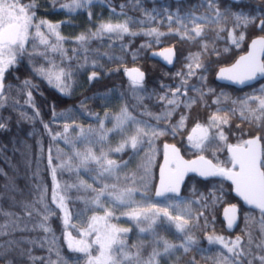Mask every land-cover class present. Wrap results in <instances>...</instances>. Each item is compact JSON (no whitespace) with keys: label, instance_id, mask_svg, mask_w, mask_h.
I'll return each instance as SVG.
<instances>
[{"label":"trees","instance_id":"16d2710c","mask_svg":"<svg viewBox=\"0 0 264 264\" xmlns=\"http://www.w3.org/2000/svg\"><path fill=\"white\" fill-rule=\"evenodd\" d=\"M195 1L197 0L182 5L174 0H92L89 6L71 12L62 8V5L71 4L72 0H35V15L38 20L58 25L56 32L63 39L57 41L56 35L50 33L46 25L42 26L40 31L51 39L50 43L39 46L34 41L37 49H32L29 45L24 55L18 58L15 68L5 76L9 106L0 109V117L4 118L3 122L6 124L4 129H0V244L29 235L38 244L44 241L45 245H50L52 238L56 237L59 245L53 247L54 252L62 254L74 264H85L84 257L78 254L74 256L68 250V232H73L76 236L80 230L87 228L92 217L104 216L105 210H108L114 215L113 223L118 220L120 226H126L130 230L128 246L131 254L135 255L131 257L134 261L149 260L151 264H160V260L161 264H164L163 261L167 264H235L227 249L217 242H209V236L239 237L241 247L246 251L251 250L256 256L264 254V250L256 248V245L264 243V229L259 212L242 207L241 223L237 231L228 233L225 230L221 218L223 208L232 204L241 206L228 182L203 181L192 176L187 179L182 197L168 196L159 202L153 196L163 143L177 144L188 158L196 156V153H191V148H187L186 137L196 123H206L207 117L214 110L219 113L231 112V144L237 143L238 137L242 140L256 134L264 137V131L257 130L255 117L252 125L248 119L240 120V112L246 111L240 101L242 92L228 89V95L217 102H214L211 94L214 89H218L215 87L218 68L231 65L238 58L232 51V55L220 57L218 63H213L214 55L209 54L212 49H216L213 35L221 32V29H226L225 32L231 28L238 29L239 21L227 12H224L223 18L214 22L207 16L194 21L189 14L195 10ZM209 3L210 0H198L199 13H212ZM223 6L224 3L222 10ZM109 22H127L129 31L121 34L101 33L99 26ZM197 25L202 29L201 37L195 40L181 38L186 31L191 35V30ZM153 29L163 34L159 36V43L155 42V34L146 35ZM81 35L86 37L83 42L78 39ZM204 44L208 46V50L199 60L203 69L197 70L195 75L188 78L186 95L177 94L179 107L173 110L174 106L167 104V99H172V93L181 83V77L177 73L187 70L188 63L184 58L201 52ZM50 45H55L56 51ZM166 47H174L178 52V62L172 70L149 59L151 51ZM81 67L84 70L79 69ZM40 68L52 70L53 73L63 69L66 74H70L66 75L65 82L68 85L71 83V92H61L50 84L47 78L38 74L37 70ZM129 68H142L147 73V81L135 91L125 77V71ZM93 73L96 74L94 77ZM201 76L204 77L203 80L200 79ZM25 80L30 81L33 87L25 89ZM28 91L32 93L31 104L26 103ZM110 92L116 94V99L113 94L109 97ZM13 100L18 101L16 107L11 106ZM248 104L255 113L260 112L255 104ZM225 106L230 109L226 110ZM124 109L144 127L150 126L167 132L158 138L153 137L151 140H155V144L148 146L147 150L145 147L149 145V138H144L141 147H137L141 156L133 154L134 151L127 145L122 151H115L135 134V129L129 123L120 131L113 129L102 132L100 129L102 117L105 121L109 116L120 115ZM88 112L97 114L101 119L88 118ZM168 112L171 115L165 117ZM21 113L31 119L23 118ZM182 115L187 117L185 127L173 136L171 129ZM262 116L264 123V113ZM45 125L48 126L47 129ZM79 125L86 127L82 134L78 133ZM65 129L68 135L65 133L62 137ZM53 134L59 135L53 139ZM69 138L71 148L74 147L80 155H70L71 148L68 150L65 146V139ZM58 148L62 151L55 153L54 150ZM151 148L154 150L150 152ZM89 152L100 162L93 159L82 162L83 156ZM223 153L224 156L228 154L226 149ZM50 155L53 167L63 163H70L72 168L77 167V170L70 172L68 168H58V183L66 188L69 198L77 197L78 192L81 194L79 198L86 200L83 206L88 210L80 215L76 214L75 209L82 205L76 200L74 202L73 198L70 199L74 220L69 226H65L61 210L52 201L55 182L58 180L54 182L52 178ZM151 155H155L156 159L147 167L145 157ZM203 155L211 157L212 154L205 152ZM72 156L73 160H70ZM104 157L115 161L118 167L111 172H104L101 166L103 164L107 167ZM73 179L77 180L76 185L72 183ZM79 180L83 184L82 193L80 189L76 191ZM129 191L132 193L131 201L135 204L155 203L167 206L169 201L181 202L183 210L169 208V212L173 216L183 215L188 220L184 231L176 228L175 221L163 218L156 219L155 223L146 221L151 226V230L147 232L141 231L138 224L131 226L130 219L126 217L127 222H123L122 216L129 212V206L121 204L115 197L121 193L128 195ZM100 192L103 195L99 197V204L94 203ZM41 193H44L47 200L45 203L52 209L46 227L55 226V232L37 228V222H42L46 214L43 205L38 204ZM31 199L37 202L32 205ZM39 209L41 210L37 211ZM21 220L24 222L22 228L18 225ZM148 235L150 242L147 245L144 239L147 240ZM166 244L172 246L167 251ZM25 249L29 253H36L38 247L31 243ZM53 250L48 252L52 254ZM147 250L149 251L146 252ZM158 251L162 254L157 256ZM10 255L0 251V264H19ZM225 257L229 259L225 260ZM249 259L252 257H240L239 264H247ZM51 263L52 261L43 262ZM35 264H40V261H35ZM56 264L62 262L59 263L58 260ZM253 264H258V261H253Z\"/></svg>","mask_w":264,"mask_h":264},{"label":"snow or ice","instance_id":"6c2138e0","mask_svg":"<svg viewBox=\"0 0 264 264\" xmlns=\"http://www.w3.org/2000/svg\"><path fill=\"white\" fill-rule=\"evenodd\" d=\"M92 0H72L71 4H63L62 8H66L69 11H75L79 8H85L91 4ZM215 0H210V8L216 12V16L220 17L222 14L216 10L213 5ZM36 3L35 0H0V109H4L9 106L8 93L5 90V76L10 74V70H13L18 63V58L22 57L26 52V45L29 42L30 36L34 30L35 37L40 38V43L47 45L49 42L44 38V33L40 31L41 27L46 25L50 33L56 35L57 41L63 39L56 32L58 25H52L47 21L38 20L35 15ZM236 19L239 21L244 20L247 24L248 18L243 17L241 14H237ZM259 29L264 32V19L259 21ZM101 33H127L129 31L127 22L124 23H103L99 26ZM226 29H221L225 31ZM155 34L157 37L156 43H159V36L162 33L156 32L153 29L151 32L146 33V35ZM134 35V33H133ZM202 29L197 25L191 30V35L186 34L181 37L182 39L195 40L201 37ZM232 44L239 47L240 41H243L245 37L240 35L237 37L234 31L230 34ZM81 42L86 40L84 35L78 38ZM53 51H56L55 45H50ZM202 51L199 53L190 54L188 57L189 63L186 65V71L182 73H177V76L181 77V83L177 85L175 92L172 93V99H167V104L179 107V95H186V84L188 78L196 74V71L203 68V65L199 62L200 57L207 52L208 46L206 44L201 46ZM154 55L161 57L168 64L173 62V56L175 55L173 48H166L159 53H154ZM38 74L47 78L50 84L54 83V86L59 88L60 91H66L68 84L65 82L66 74L63 69L59 72L53 73L51 70H45L40 68L37 70ZM126 73L130 78L131 86L135 91L137 88L142 87V82L144 79V73L138 68L126 69ZM257 74L264 76V35L259 36L251 41V51L247 55L241 56L231 67L221 68L219 71L220 78H225L230 81H234L238 84H244L246 81L254 80ZM96 74L93 73V77ZM201 80L204 79L203 76L200 77ZM23 87L29 88L33 87L31 82L25 80L23 82ZM183 90V91H182ZM211 91V90H209ZM264 92V90H262ZM27 101L26 103H32V93L28 91L26 93ZM203 95V94H202ZM251 99L258 106V110L264 113V96L261 97H250L246 98L242 103V108L248 111H252L249 107L248 101ZM194 102V101H193ZM18 101L13 100L12 107H16ZM190 106L186 105V107ZM219 111V109H218ZM171 115L170 112L165 113V117ZM21 116L25 119H31L25 113H21ZM161 117H157L160 119ZM187 117L181 116L180 121L172 127L171 133L175 136L176 132L185 127V121ZM116 127L123 128L125 124L131 121L133 124H139V121H135L131 118L127 109L122 110L120 116L115 117ZM4 118L0 117V129H4L6 124ZM227 118L220 117L217 114H212L207 118L206 125L201 123H196L195 127L192 129V134L187 136L188 145L197 150L200 153L211 152L213 157H215V151L227 150L230 153V158L228 164L230 166H221L219 163H213L212 159H208L205 155L200 154L197 159L186 160L181 154L180 148L175 144H164L163 146V165L160 168V178L159 187L155 190L156 197H163L168 193L179 194L180 186L184 181L185 176L189 172L198 173L202 177L210 176H220L227 180H230L234 185V190L236 194L241 197L246 204L252 205L260 210L261 214V226L264 229V137L255 136L250 139L242 140L237 138L238 142L235 144L226 143L228 137L224 132V125H227ZM47 129L48 126L45 125ZM101 128L103 125L101 124ZM67 131V129H65ZM167 132L163 129L157 130L149 126V130L145 131L144 128L137 127L135 129V134L130 136L119 148L115 151H122L127 145L132 149H136L138 144L144 143V138L146 137H156L165 135ZM59 134H53V139H56ZM154 141H149L153 143ZM225 142V143H221ZM77 155H80L79 153ZM88 159L100 161L91 153L83 156L82 162H86ZM104 163L107 167L102 168L104 172H111L115 167V161L108 160L106 157L103 158ZM52 158L49 156V163L51 164ZM52 178L55 182L56 180V168H52ZM58 187V185H57ZM107 186H105L106 188ZM103 195V192L97 193L95 203L99 204V197ZM131 191L128 192L127 199H125L124 193L117 195L115 197L121 204H126L129 206V212L125 215H129L132 219L139 220L143 218L144 220L155 223L156 219L163 218L169 221H175L176 228L179 231H184L185 225L188 220L184 219L183 215L173 216L169 212V208L177 210L179 205H167L158 206L155 203H143L135 204L131 201ZM59 203L57 207L61 208L65 212L64 224L69 226L68 210L64 205V198L58 196L55 192L52 196L53 203ZM39 203L43 205L44 213L42 222L39 227L44 231H49L46 227V222L49 215L52 213V209L49 208L48 204L45 203L44 193H41ZM101 207H103L101 205ZM236 206L232 205L229 209L225 210V218L227 219V227L232 228L235 222L236 216ZM231 213V215H230ZM31 214V213H29ZM112 212L105 210V215L103 217H92L91 222L88 224L87 228L79 234L85 239L75 240L70 242L69 247H73V243L76 247L73 248L75 251L89 253L93 244L98 246L99 256L93 257L89 260V264H116L113 259L111 252L113 245H119L120 247L117 251L121 250L123 247V241L117 239V234L120 232H127V229H118L115 225L108 223V220L112 218ZM202 215V213H201ZM207 224V218H205ZM72 227H75L72 225ZM79 231V230H78ZM144 231V229H141ZM94 239L91 243L88 242L86 238L93 237ZM71 241V234H68ZM189 243H191V237L188 238ZM209 242H217L223 245L227 249V252L231 254V260L235 264H239V258L244 256H251L252 259L247 260V264H253V261H258V264H264V254L253 255L251 250L246 251L241 247V239L239 237L234 241L225 242V238L222 236H209ZM251 238H249V244H251ZM231 245V246H229ZM171 245L165 247V251ZM257 249L264 250V243L256 245ZM155 255V254H154ZM126 258V257H125ZM35 259V258H33ZM228 260L229 257H225ZM40 264H43V258H40ZM148 264H151L149 261Z\"/></svg>","mask_w":264,"mask_h":264},{"label":"rangeland","instance_id":"374dc122","mask_svg":"<svg viewBox=\"0 0 264 264\" xmlns=\"http://www.w3.org/2000/svg\"><path fill=\"white\" fill-rule=\"evenodd\" d=\"M71 12H74V11H71ZM208 17V16H207ZM234 30H237V28L235 29V28H231V30H230V32H233ZM235 32V31H234ZM44 38H46L47 40H48V42L50 43V40L51 39H49L48 38V36H46V35H44ZM34 41H36V42H34ZM33 43H36V45H39V46H45V44H41L40 43V38L39 37H35V32H34V30H33V32H32V34H31V36H30V39H29V42H28V44L25 46L26 47V50H27V47L30 45L31 46V48L32 49H37V48H35L34 47V44ZM38 51V50H37ZM38 53H39V51H38ZM79 69H81V70H84V67H81V68H79ZM52 71V70H51ZM53 72V71H52ZM54 83L55 82H53L52 83V85H54ZM71 87H72V85H71V83H69V85H68V88H67V90H69L70 92H71ZM59 89V88H58ZM60 90V89H59ZM62 92V91H61ZM63 92H65V91H63ZM114 96H113V95ZM113 96L114 97V99H116V94L115 93H113V92H110V95H109V97L110 96ZM258 107V106H257ZM89 114L87 115V117L88 118H92V119H96V120H99V116L97 115V114H93V113H91V112H88ZM131 118H133L135 121H139V120H136V118L132 115V114H128ZM117 116H120L119 114H115V115H112V116H109L108 118H106L105 119V121H103L104 120V117H102V119H101V121H100V125L102 124L103 125V128H100L101 129V131L102 132H104V131H106V130H113V129H115V130H118V131H120L121 129H123V128H117L116 127V120H115V117H117ZM140 122V121H139ZM129 123V125H131L132 127H133V129H136L137 127H140V128H144L145 129V131H148L149 130V127L147 128V127H144L143 125H142V123H139V124H133L131 121H129L128 122ZM113 125H114V128H112L113 127ZM125 125H127V124H125ZM79 128H80V130H79V132L78 133H80V134H82L83 133V131L85 130V128L86 127H84L83 125H79ZM116 133H117V131H115ZM65 133L68 135V133L65 131L64 133H62L61 135H62V137L65 135ZM147 138H149L147 141L149 142L153 137H151V136H149V137H147ZM66 141H67V143L65 144V146L67 147V149L69 150V148H71V144H70V138H69V140L68 139H65ZM151 141H154L153 143H149V145H147L145 148H146V150H147V148H148V146H150V145H153V144H155V140H151ZM138 148L139 147H141V144H138V146H137ZM138 148H136V149H132L133 151H134V153L133 154H135L136 156H141V155H139V153H138ZM187 148H191L189 145L187 146ZM157 149V148H156ZM192 149V148H191ZM152 150H154V148H151V150H149L150 152L152 151ZM60 151H62L60 148H58V149H55L54 150V152L56 153V152H58V153H60ZM148 151V152H149ZM145 153V152H144ZM157 153H158V151H157ZM191 153H196L197 155L196 156H198V155H200V154H204V153H200V152H198L197 150H195V149H192V151H191ZM206 153H208V152H206ZM209 153H211V152H209ZM78 154V151L77 150H75L74 149V147H72L71 148V150H70V155H73V156H75V155H77ZM217 154V155H216ZM215 154V157L216 156H218V155H221V154H218V153H216ZM73 156H72V158L70 157V160H73ZM196 156H193V157H191V158H194V157H196ZM154 158H155V155L154 156H152L151 155V157H145V164H146V166L148 167L149 166V164H152L153 163V160H154ZM156 159V158H155ZM68 162V161H67ZM70 166V167H69ZM145 166V167H146ZM74 167V166H73ZM52 168H56V171L58 170V168H68L69 169V172L71 171V170H73V171H75V170H77L76 168H72L71 167V165H70V163L68 164V163H63V164H59V165H57V167L55 166V167H53V164L51 163V169ZM72 168V169H71ZM56 179L58 180H55V181H57V182H55L56 184H55V187H54V191H53V193L55 192L58 196H62L63 198H64V200H63V202H64V205L66 206V208H67V210H68V219H69V225L71 224V223H73V220H74V212L72 211V209H71V207H70V204H69V201H70V199L71 198H73L74 199V202H75V200H76V202H79L81 205H82V207L80 206L79 208H76L75 209V211H76V214H84V213H86L87 212V210H88V208H86V207H84L83 206V203L86 201L84 198H79V196H81V194L79 195V193L78 192H76V196L77 197H71V198H69V196H68V193H67V191H66V188H63V187H61V184L60 183H58L59 182V179H58V176L56 175ZM74 185H76L77 184V180L76 179H73V182H72ZM57 185H58V187H57ZM77 189H80L81 190V193H82V191H83V184H82V181L81 180H79L78 181V185H77V188H76V191H77ZM69 195H70V193H69ZM125 195V194H124ZM125 199H127V195H125ZM45 201H47L46 200V198H45ZM31 202H32V205H34L36 202H37V200H34V199H31ZM59 203V201L57 200V202L55 203V205H56V207H57V204ZM93 203V202H92ZM91 203V204H92ZM95 203V202H94ZM38 204L39 205H41L40 203H39V201H38ZM168 205H179V208L177 209V210H183L184 209V207L181 205V202H176V201H169L168 202ZM38 207L36 206V209H37ZM59 210H61V213H62V218H63V220H64V218H65V212H64V210L63 209H61V208H59V207H57ZM173 209V208H172ZM41 209H39V210H37V211H40ZM96 217H99V216H97V215H95ZM100 217H103V215H101ZM113 217H114V215H112V218H110L109 220H108V223L109 224H111V225H115L118 229H127L128 231L127 232H120V233H118L117 234V239L118 240H122L124 243H123V247H122V249L121 250H119V251H117V249L120 247L119 245H113V248H112V252H111V255H112V257H113V259L116 261V264H148V262H149V260H138V261H134V260H132V258L131 257H133V256H135V255H133V254H131V251L129 250V246H128V236L130 235V230L126 227V226H120V224H119V221L117 220V222H115V223H113V221H112V219H113ZM125 217L127 218V219H130L129 221H130V224H131V226H136L137 224L139 225V227H140V229H144V231L143 232H147V231H149V230H151V226H149V225H147V223H146V221L147 220H144L143 218H141V219H139V220H135V219H132L129 215H123L122 216V218H123V222H127L126 221V219H125ZM24 222L21 220V221H19L18 222V225L20 226V228H22V224H23ZM41 223V221H39V222H37V228L38 229H41L40 227H39V224ZM146 225V226H145ZM48 229L49 230H54V232H55V226H53L52 225V228L50 227H48ZM0 230H1V228H0ZM84 231V229H82V230H80V232H83ZM48 232V231H47ZM71 234V241H70V237H69V235H68V238H67V248H68V250L69 251H71V253H73V255L74 256H77V254L78 255H80V256H82V257H84V263L85 264H89V260L91 259V258H93V257H97V256H99V251H98V246H96V245H94L93 244V246H92V248L90 249V252L89 253H85V252H79V251H75V250H73V248L74 247H76V245L73 243V247H69V244H70V242H72V241H75V240H80V239H85L84 237H82L80 234H77L78 232H76V236H75V234H73V232L71 233L70 231L68 232V234ZM94 236H95V234H93V237H89V238H86L87 240H88V242L89 243H91L92 242V240L94 239ZM225 238V242H228V241H234V240H236V238H228V237H224ZM150 239H149V235H148V238H147V240L146 239H144V243L145 244H147L148 245V243L150 242L149 241ZM31 243H35L36 245H37V247H38V250H37V252L36 253H29V251H27L26 249H25V247L28 245V244H31ZM219 245H221L222 247H223V245L222 244H220V243H218ZM57 245H59V241H58V239L56 238V237H53L52 238V240H51V243H50V245H45V242L43 241V242H40L39 244L38 243H36L35 241H34V239H32V238H30L29 237V235H23V236H21L20 238H15V239H11V240H8V241H6V242H3V243H1L0 244V251L3 253V254H11L10 256H13V258L17 261V262H19V264H35V261H40V258H43V262H47V261H49V262H51L52 261V263L51 264H56L57 263V261L59 260V263H61L62 262V264H74V262L73 261H70L68 258H65V257H63L62 256V254H57L56 252H54V250H53V247L55 248ZM61 245H62V243H61ZM62 246H64V245H62ZM62 246H60L59 247V249H61L62 248ZM229 246H231V245H229ZM224 248V247H223ZM50 249H52L53 250V252L54 253H49L48 252V250H50ZM226 249V248H225ZM149 250H147L146 252H148ZM48 252V253H47ZM160 254H162V252L161 251H158L157 252V256L158 255H160ZM67 257V256H66ZM126 257V258H125ZM33 258H35V259H33ZM131 258V259H130ZM162 263H164V264H167L166 262H162ZM154 264H159V262H155ZM160 264H161V260H160Z\"/></svg>","mask_w":264,"mask_h":264},{"label":"flooded vegetation","instance_id":"af4514ba","mask_svg":"<svg viewBox=\"0 0 264 264\" xmlns=\"http://www.w3.org/2000/svg\"><path fill=\"white\" fill-rule=\"evenodd\" d=\"M174 1L177 4L184 5L185 3H188V2L193 1V0H180V1L174 0ZM219 1L220 0H215V3L213 5V7L216 10H218L219 13L222 14L220 17L216 16V12L215 11H213L210 14H206V13H202L201 14V13H199V11H198V0L193 2L194 4L197 3L195 5V10L191 11L190 14L189 13L188 14H189V16H192V19L194 21H199L203 17L208 16L214 22V21H217V20L223 18L224 17V12H227L235 20H237L236 19L237 14H241L243 17H247L249 22L247 24H245L243 19L239 20L240 27L237 30H234L235 31L234 33H235V35H237V37L240 36V35H243L245 37V39L243 41H240L239 47H237L236 45L232 44V42H231L230 34L233 33V32H230V31H228V32L223 31L222 32L221 31V32H219V33L217 32V33H215L213 35L214 36V43H215L214 45H216V49H212V51L209 53V54L214 55L213 60H212L213 63H218V60L220 59V57L230 56V55L233 54V52L236 53V55H238V58L241 57L242 55L246 54L249 51V46H250L251 41L253 39L258 38L261 35H264V32H261L260 29H259V21H260V19H264V0H224L222 2V3L225 4V6H223L224 10H222V3H220ZM166 48H168V47H166ZM151 52H153V51H151ZM150 53H149V55H150ZM176 53H177V62H178V57L179 56H178L177 50H176ZM236 60L234 61V63L236 62ZM184 61L186 63H189L188 58H184ZM199 62L201 63V61H199ZM234 63H232L231 65H233ZM231 65L220 66L218 68L216 74H215V83H216L215 87L218 88V89H214L211 92L214 102L220 101L222 99V97L227 96L228 94L226 93L227 92L226 90H228V89H231V90L234 89L235 91L242 92L243 95H242L241 100H240L241 102H243L246 98L263 96L264 92H262V90H264V80L254 84L253 86L246 87V88H243V89H237L236 87L223 85V84H220L219 82H217L216 76H217V73L220 71V69L221 68H225V67H229ZM162 66H164V65H162ZM164 67L167 68L166 66H164ZM175 67H176V65L174 66V68ZM174 68H172V69H174ZM138 69H141L143 72H145L142 68H138ZM167 69H169V68H167ZM172 69H169V70H172ZM145 74L147 76L146 72H145ZM216 90L218 91L217 93H216ZM228 99H230V93H229V98ZM248 103L255 104L251 99H249ZM255 105L257 106V104H255ZM225 109L229 110L230 108L225 106ZM216 111L217 110H214V112L211 113L210 115L217 114L218 116L227 118V120H228L227 125H224V132H225V135L228 137L226 143L231 144L230 143V140H231V127H232V124H233L232 123L233 122L232 121L233 118L231 116V112L219 113V112H216ZM245 116H247V118H245ZM254 117L256 119V123L255 124L257 126V130L259 132L264 131V128H263L264 127L263 116H262L261 112H259V113L256 112L255 113L253 109H252L251 112L248 111V110L240 112V120L248 119L247 121H249L251 125H252V123H254L253 122ZM202 124L206 125V123H202ZM191 134H192V130H191L189 135H191ZM255 136H261V135L260 134H256V135H254L252 137H255ZM252 137H250V138H252ZM250 138H248V139H250ZM186 143H188L187 137H186ZM221 143H225V142H221ZM171 144H174V143H171ZM178 147L180 148V146H178ZM162 151H163V148H162ZM224 151L225 150L215 151V154L218 153V154H221V155H218L216 157H213V155H211V157H207V158L208 159H212L213 163H219L221 166H230L228 164V161H229V158H230V153H228V154H226L224 156L223 155ZM188 159H190V158H188ZM209 180L217 181V182H220V183L227 182L226 180H223V179L210 178ZM233 191H234V186L232 185V192Z\"/></svg>","mask_w":264,"mask_h":264},{"label":"water","instance_id":"95a60500","mask_svg":"<svg viewBox=\"0 0 264 264\" xmlns=\"http://www.w3.org/2000/svg\"><path fill=\"white\" fill-rule=\"evenodd\" d=\"M177 1H180V0H177ZM171 48L174 49V53H175V55L173 56V62H172L171 64H168V63H167L166 61H164L161 57L154 55V53H159V52L163 51L164 49H162V50H156V51L151 52L150 55H149V59L154 60V61H157V62L161 63L162 65L166 66L167 68L172 69V68H174V66H175L176 63H177V53H176V50H175L174 47H171ZM165 49H166V48H165ZM249 51H251V44H250V46H249ZM249 51H248V52H249ZM248 52H247L246 54L242 55V56L247 55ZM239 58H240V57H239ZM239 58H238L237 60H239ZM237 60H236V61H237ZM231 66H232V65H231ZM231 66H229V67H231ZM225 68H227V67H225ZM140 71L143 72L141 69H140ZM143 73H144V79H143V82H142V83H144V82L146 81V79H147V76H146L145 72H143ZM125 76H126V78L130 81V78H129V76L127 75V73L125 74ZM216 80H217V82H219L220 84L228 85V86H232V87H236L237 89H243V88H246V87L253 86L254 84H256V83H258V82H260V81H263V80H264V76H261V75L257 74V76H256V78H255L254 80L246 81L244 84H238V83H236V82H234V81H230V80L225 79V78H220V76H219V72H218V73H217V76H216ZM165 144H170V143H165ZM163 146H164V145H163ZM176 146H177V145H176ZM177 147H178V146H177ZM178 148H179V147H178ZM181 154H182V152H181ZM182 155H183V154H182ZM184 158H185V157H184ZM185 159H186V160H193V159H197V157L192 158V159H187V158H185ZM162 165H163V156H162V161H161V163H160V166H159V168H158V181H157V184H156L155 190L159 187L160 168H161ZM191 176H197V177H199L200 179H202V180H204V181H207V180L210 179V178H214V179H223V180H226V181H228L229 183L232 184V182H231L230 180H227V179H225V178H223V177H220V176H210V177L205 178V177L200 176L198 173L189 172V173L185 176L184 181H183V183H182L181 186H180V191H179V194H178V195L175 194V193H168V194H166V195L163 196V197H156V196H155V191H154V197H155V199L158 200V201H162V200H163L167 195H169V194H171V195L174 196V197H181V196H182V193H183V189H184L185 184H186V181H187V178H189V177H191ZM233 194H234V196H235L238 200H240V201L242 202V205H243V207H244L245 209H248V210H255V211H260L259 209L255 208L254 206L246 204V202H245L241 197H239V196L236 194L235 190L233 191ZM231 206H232V205H228V206H226V207L223 209V211H222V220H223V222H224V224H225V230H226L228 233H235V232L237 231L239 225H240V222H241V214H240V213H241V208H240L238 205H235V206H236V210H237L236 213H235L236 219H235V222L233 223L232 228L229 229V228L227 227V219L225 218L224 213H225V210H226V209H229ZM230 215H231V213H230Z\"/></svg>","mask_w":264,"mask_h":264}]
</instances>
